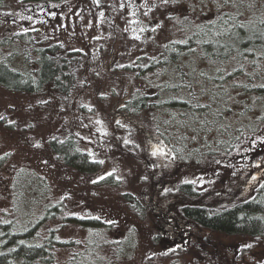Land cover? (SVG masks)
<instances>
[{"label":"rangeland","instance_id":"rangeland-1","mask_svg":"<svg viewBox=\"0 0 264 264\" xmlns=\"http://www.w3.org/2000/svg\"><path fill=\"white\" fill-rule=\"evenodd\" d=\"M263 23L264 0H3L0 53L14 54L16 65L28 68L20 53L26 48L36 68L37 48L59 43L74 50L77 61L69 91L48 85L30 93L0 85V241L12 222L28 221L26 229L37 222L31 240L49 253L32 264H263L264 238L208 230L185 218L181 206L221 207L251 196L264 178V123L232 150L209 156L211 146H229L224 129L242 116L226 107L232 94L212 102L207 118L221 126L217 130L204 129L185 109L161 107L157 119L171 120L163 127L175 135L178 155L187 157L181 161L161 142L148 112L121 107L138 88L157 94L146 87L145 66L177 41L195 51L173 69L188 75L195 67L196 84L210 81L199 71L213 73L211 63L227 68L231 84L243 76L238 68L264 77L263 50L254 51L255 60L242 51L224 61L217 51L206 57L198 44L223 34L226 43L228 27L260 34ZM239 44L231 38L224 48ZM172 73L181 83V73ZM56 135H73L99 168L83 172L66 164L50 147ZM182 181H191L195 194L179 190ZM126 193L139 196L144 209L131 206Z\"/></svg>","mask_w":264,"mask_h":264},{"label":"trees","instance_id":"trees-1","mask_svg":"<svg viewBox=\"0 0 264 264\" xmlns=\"http://www.w3.org/2000/svg\"><path fill=\"white\" fill-rule=\"evenodd\" d=\"M2 1L0 0V3ZM228 28L223 30L228 35V41L233 38L240 43L239 47H236V44L234 46L236 49H233V46L224 48L228 42L224 43V40L221 39L225 38L224 34L220 40L209 38L208 41H205V39L200 38L198 44L203 50V55L206 57L208 55L210 58L221 55L223 59L225 58L224 61H228L232 59L233 52L241 54L243 51L245 56L250 57V60H255L254 51H264V31L261 30L262 32L259 34L256 33L257 29H251L246 26L245 28L242 27L243 29L241 28L243 30L241 32L239 27ZM198 33L199 37H203L204 32L199 31ZM240 34L243 35V40L240 39ZM246 34H248L247 37L245 36ZM7 43L9 44V42H6V45ZM165 47L157 53L156 59H152V62H149L145 66V72L138 70V73H145H143V76L146 82H148L146 87L155 89L157 94L151 95L146 91L141 92L142 88H138L124 99L121 107L130 113L148 112L149 114L147 113V115L155 126L161 142L168 148L173 158L181 161L187 159V157L183 158L178 155L174 149L176 145L173 137L175 135L172 136L170 132V134L168 133L169 129L165 130L163 127L166 125L170 127L171 120L159 122L157 119L159 118L158 114L161 107L166 109H175L177 107L185 109V112L189 113V115H197L196 118L205 127L204 129H211V126H215L217 130L221 126L212 122L213 120H210V118H207L211 114L209 111L212 102L214 99L222 100V96L224 99L228 94H232V101L229 103L227 100L228 104L226 107L232 112V115L240 112L242 116L238 119L239 122L236 119L237 122L235 120L230 122L227 128L224 129L225 134L222 139H226V142L224 140L223 144L229 146L226 148L211 146L208 151L209 156L232 150L248 132L256 129L259 123H264V84L255 83L257 80L264 81V77L255 76V73L251 70H248L247 73L244 72L246 71L244 68H238V72L235 70L236 73H241L244 77H239L240 80L238 82L231 84L230 80H228L230 75L223 74V71H226L227 68L211 63L215 70L213 73H209L207 70L199 71L203 77L205 75L211 77L209 82L204 84H196L194 82L192 71L196 69L195 67L188 70V75L181 72V70L180 72L179 70L177 71L179 74L181 73L178 80L181 83H184L183 81L186 80V85L180 82L177 83V80L173 82L175 78L172 77V72L177 73L173 67L181 66L180 58H183L185 61L189 59L187 56H190L193 59V56L188 54H192L195 50L192 51L187 43L180 41L174 42L170 46L171 48ZM185 48L188 50L187 52ZM37 50L39 57L36 60L38 64L36 68L29 61L26 48H22L20 53L23 56V64H29L28 68L24 65L22 69L18 67L16 65L17 62L13 60L14 54L0 53V85L10 91L30 93H36L48 85L60 91H69L76 78L75 63L77 60L72 56L75 51L67 48L65 50L64 46L59 43H53L51 46L44 45L41 48H37ZM182 51L186 52V56L182 57ZM231 71L233 73V70ZM153 72L156 75L151 76L150 80H148L146 76ZM163 74L169 76L167 79L170 80L167 81L163 77ZM225 80L227 81L226 84L222 83L223 85L220 84L217 87H213L217 81L223 82ZM178 86L181 88L179 89ZM168 89H172V93L170 96L165 97V92ZM184 93H187V95L191 93L189 95L191 98L188 99L187 96L184 99V97L178 95ZM185 112L181 111L184 114ZM217 113L221 114L220 112ZM153 114L157 116L156 119ZM192 122L195 123L196 120ZM201 125L198 127L201 128ZM213 135L215 137V134ZM49 144L55 154L60 156L66 164L79 171L92 172L99 168L98 163L100 162L93 158L90 152L82 148L73 135L62 138L56 135V137L49 141ZM198 159L197 161H199ZM192 185L191 181H182L179 183L178 189L188 193V195L195 194V189ZM125 195L131 197L128 200L131 206L144 209V203L140 200L139 196L130 193H126ZM181 211L185 218L196 222L208 230L223 232L225 234H244L264 238V178L255 188L254 193L247 198L221 207H211L205 203L186 202L182 204ZM56 216L58 217L59 215L56 214ZM36 223H31V227L29 226L27 229L26 227L29 225L28 221L11 223L9 228L6 229L5 234H3V240L0 241V264H16V259H20L24 264H32L38 259L40 261L48 260L49 253L46 251V245L36 244L33 243L35 241L31 240V237L34 235L31 231L36 229ZM10 246H14V248H10Z\"/></svg>","mask_w":264,"mask_h":264}]
</instances>
